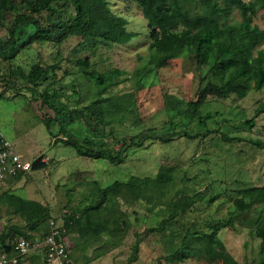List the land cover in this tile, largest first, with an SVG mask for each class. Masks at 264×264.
<instances>
[{"label": "rangeland", "instance_id": "1", "mask_svg": "<svg viewBox=\"0 0 264 264\" xmlns=\"http://www.w3.org/2000/svg\"><path fill=\"white\" fill-rule=\"evenodd\" d=\"M112 9L128 19V29L137 32L128 43L108 44L105 41L87 39L80 34L72 35L59 45L46 41H29L34 29H25V44L14 56H0V130L12 141L25 160L44 156L47 167L31 170L19 179L0 187V233L10 223L26 224V217L15 213L9 203L12 195L38 200L51 209L53 218L63 221L67 212L86 205L93 196L96 185L102 187L116 180H127L132 175L156 176L162 166L173 168L174 179L166 186L148 192L143 201L135 200L118 204L131 220V227L123 237L122 244L114 246L107 235L94 237L91 244L72 232L68 243L72 251L73 264H157L160 257L175 251L185 235V226L193 221H202L212 216L215 220L228 218L233 212V197L239 195L238 188L264 185V149L253 144L225 141L219 136L190 139L174 134L185 127L181 117L189 101L195 98L200 86L210 76L209 62L199 67L190 57L180 56L176 64L159 66V55L150 48V25L142 7L136 0H108ZM192 10H200L199 3H191ZM224 19V17H223ZM241 13L233 10L227 20L240 21ZM255 22L264 28V10L255 17ZM7 29L0 27V37L6 39ZM23 45V46H22ZM264 50V41L255 53ZM78 57H88L99 71L112 68L126 71L122 82L101 92L87 78L76 63ZM59 63L60 67L48 79L37 86V94L12 87L6 90L3 79L10 69L17 67L29 70L34 64ZM18 87L23 84L18 80ZM58 90L54 104L65 108L60 113L48 105L40 95L46 89ZM99 100L97 111L110 122L94 134L80 117L71 113L74 108L82 109ZM264 101V87L253 88L240 97L233 93L229 97H209L202 106L204 112L220 111L218 122L210 121V126H220L233 136L264 139V114L257 117L256 125L250 128L245 120L254 116L259 104ZM44 115L54 118L51 130L45 124ZM195 120L188 125L195 126ZM71 129L76 136H94L116 152L132 141H142L133 146L117 163L107 158H90L78 154L74 147L58 141L65 137L62 128ZM198 128L195 127V131ZM171 137L169 141L163 138ZM210 187L214 193L223 191L212 203L201 200L186 208L175 220L166 209V201L182 194L191 196L195 192ZM208 187V188H209ZM190 201V199H189ZM159 202V203H157ZM103 213L114 206L107 203ZM264 204L257 206L250 214L259 217ZM239 214L236 213V216ZM243 217V216H242ZM167 219L164 228L161 222ZM185 225V226H184ZM46 229L45 224L41 225ZM38 231L36 237H41ZM120 236V235H119ZM220 236L227 249L237 259V264H252L257 258L261 239L250 234L244 224L235 223L224 228ZM139 244L138 258L131 261L133 246ZM164 264H220L196 257H188L181 262L167 261Z\"/></svg>", "mask_w": 264, "mask_h": 264}, {"label": "trees", "instance_id": "2", "mask_svg": "<svg viewBox=\"0 0 264 264\" xmlns=\"http://www.w3.org/2000/svg\"><path fill=\"white\" fill-rule=\"evenodd\" d=\"M142 7L144 16L150 25V48L159 55L158 65L168 66L176 64L183 56H190L199 67L211 63L208 69L210 79L197 91L195 98L190 99L188 107L183 110L181 120L186 124L184 128L174 133L190 139L206 136H219L225 141H243L264 149V139L243 138L233 136L222 130V127L210 126V121L218 122L216 116L222 115L220 111L204 112V106L209 97H229L236 93L240 97L246 96L253 88L264 87V50L255 53L256 47L264 41V28L255 22L259 10H264V0H136ZM191 3H199L200 10L193 11ZM237 9L242 16L240 21L227 20L230 13ZM224 17V19H223ZM128 19L116 13L108 0H0V27H5L8 32L6 39L0 37V56H14L21 46L25 44V30L20 25H28L25 29L32 28L34 32L29 41L39 40L59 45L72 35L80 34L87 39L101 40L108 44L128 43L137 32L128 29ZM22 45V46H23ZM77 65L83 74L89 78L101 92L109 87L122 82L124 69L112 68L106 72L93 67L88 57H78ZM59 63L44 64L37 62L31 69L21 67L10 69L4 76L6 90L12 87L28 90L37 94V86L48 79ZM23 84L18 87V80ZM44 101L62 113L65 108L54 104L58 96L56 88L46 89L40 94ZM1 97L4 96L2 91ZM99 100L87 105L85 108H74L72 114L77 115L97 134L102 126L108 125L97 111ZM264 114V101L255 110L254 116L247 118L245 124L250 128L256 125L257 117ZM195 120L196 125L189 127ZM44 121L49 130L54 118L44 115ZM195 127L198 128L195 131ZM65 137L58 141L75 148L82 156L90 158H107L112 163L119 162L131 147L140 146L142 141H132L125 148L116 152L104 140L94 136H76L71 129L62 128ZM171 137L163 138L169 141ZM47 167L44 156L40 155L33 160V170ZM27 173H21L19 179ZM174 179L173 168L162 166L156 176L132 175L127 180H116L107 186L96 185L90 201L64 216L66 233H78L85 244H91L94 237L107 235L113 240L112 245L122 244L119 237L127 234L131 227V220L126 211L121 208V200L132 203L135 200L143 201L148 192L156 189L153 196L158 197V188L166 186ZM12 181V180H11ZM10 181V182H11ZM209 187V186H208ZM206 188L188 196L169 198L165 205L170 212L171 219H177L186 208L196 202L206 200L208 203L215 201L222 192L214 193ZM239 195L233 197L235 212L223 220H215L212 216L204 217L202 221H193L185 226V235L181 245L173 252L160 257L157 264L167 261L181 262L188 257H196L209 262L220 264H237V259L227 249L220 232L239 221L249 228L250 234L261 239L258 256L252 264H264V207L258 218L250 213L258 205L264 204V185H253L238 188ZM6 192L0 194V198ZM10 204L15 213L26 217V224L10 223L0 233V245L12 249L13 242L20 236L28 239L36 238L38 231L41 237L50 231V220L53 218L51 209L44 203L20 195H12ZM190 199V201H189ZM116 206L108 213L103 209L108 202ZM159 203V202H157ZM236 213L239 215L236 216ZM243 216V217H242ZM56 219V218H55ZM167 219H163L160 227L164 228ZM45 224L44 230L41 225ZM120 235V236H119ZM94 236V237H92ZM139 244L133 246L131 261L137 260Z\"/></svg>", "mask_w": 264, "mask_h": 264}, {"label": "built area", "instance_id": "3", "mask_svg": "<svg viewBox=\"0 0 264 264\" xmlns=\"http://www.w3.org/2000/svg\"><path fill=\"white\" fill-rule=\"evenodd\" d=\"M32 168L33 162L25 160L16 145L0 130V187ZM49 223L50 231L44 237L28 239L20 236L13 242L12 249L0 245V264H21L32 252L41 254L44 264H71L64 221L52 218Z\"/></svg>", "mask_w": 264, "mask_h": 264}, {"label": "crops", "instance_id": "4", "mask_svg": "<svg viewBox=\"0 0 264 264\" xmlns=\"http://www.w3.org/2000/svg\"><path fill=\"white\" fill-rule=\"evenodd\" d=\"M21 264H44L43 256L39 253H31L22 259Z\"/></svg>", "mask_w": 264, "mask_h": 264}, {"label": "clouds", "instance_id": "5", "mask_svg": "<svg viewBox=\"0 0 264 264\" xmlns=\"http://www.w3.org/2000/svg\"><path fill=\"white\" fill-rule=\"evenodd\" d=\"M30 161H32V160H30ZM44 161H45V159H44ZM33 162V161H32ZM33 169V168H32ZM58 220V219H57ZM63 221H64V223H65V220H64V218H63ZM71 234V233H70ZM70 234H66L67 235V240H68V237H69V235ZM44 237V236H43ZM36 238H40V237H36ZM68 242V241H67ZM68 246H69V249H70V245H69V243H68ZM32 253H38V252H32ZM31 254V253H30ZM70 255H71V264H73V261H72V251H71V249H70ZM28 256V255H27ZM43 262H44V260H43Z\"/></svg>", "mask_w": 264, "mask_h": 264}]
</instances>
